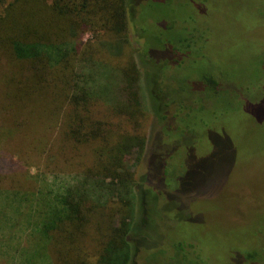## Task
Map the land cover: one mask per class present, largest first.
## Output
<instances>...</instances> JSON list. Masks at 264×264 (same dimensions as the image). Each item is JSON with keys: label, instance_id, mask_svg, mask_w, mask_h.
Returning a JSON list of instances; mask_svg holds the SVG:
<instances>
[{"label": "rangeland", "instance_id": "obj_1", "mask_svg": "<svg viewBox=\"0 0 264 264\" xmlns=\"http://www.w3.org/2000/svg\"><path fill=\"white\" fill-rule=\"evenodd\" d=\"M140 1L127 0L128 26L122 36L97 34L95 26L87 25L77 30L65 52L73 53L77 43L92 51L102 63L96 62L100 65L91 73L102 80L100 88L108 89L111 105L120 108L129 102L121 92L126 68H137L145 98L142 115L131 105L127 117L113 115L107 103L97 100L89 105V117L112 122L110 129L93 125L95 139L75 143L81 133L64 135L73 118L68 102L54 107L42 91L18 108L2 100L8 91L3 90L6 76L1 79L0 161L6 173H0V264L96 263L99 244L109 235L101 233L104 223L88 215L71 228L76 230L70 237L57 230L44 235L37 228L53 221L48 220L52 212L49 198L37 193L48 192L44 185L51 174L62 178L101 171L133 146L122 133L151 137L146 163L153 177L160 162L173 158L168 177L154 182L157 189L168 188L163 198L152 208L153 196L146 193L152 199L150 211L145 207L148 216L140 212L132 224L128 240L131 254L136 251L135 264H264V232L255 237L264 224V0H142L133 18ZM168 22L172 32L170 26L166 31L160 27ZM183 27L204 44L195 43L196 51L184 59L173 54V61L164 40L182 35ZM74 63L68 60L67 76ZM204 75L215 78L216 86L204 84ZM158 81L163 82L161 93ZM60 87L65 95V84ZM165 100L189 112L166 116ZM174 107L168 104L166 111L174 114ZM43 127L42 138L36 132ZM155 134L168 141H156ZM143 158L134 149L123 156L134 181L142 173ZM11 168L15 172L9 173ZM106 206L122 210L117 199ZM251 248L261 249L258 262L242 257V250Z\"/></svg>", "mask_w": 264, "mask_h": 264}, {"label": "trees", "instance_id": "obj_2", "mask_svg": "<svg viewBox=\"0 0 264 264\" xmlns=\"http://www.w3.org/2000/svg\"><path fill=\"white\" fill-rule=\"evenodd\" d=\"M135 1L137 2V0ZM141 1L135 7V13L131 12L134 15L133 18L138 15L137 10L140 11ZM26 7L27 9H25ZM127 8V0H0V86L1 79L6 76L3 90L7 89L8 91V94L5 93L6 98L2 97V100L4 102L10 100L12 105L19 108L21 105H25L26 98L30 95H37L44 91L46 99L54 107L61 100L68 102L73 118L69 119L71 122L67 125L64 135L67 137L73 135L72 137H74L81 133L82 138L75 140V143L89 142L91 139L93 141L99 126L110 129L112 122L101 123L100 120H91L89 117V105L97 100L107 103V108H110L113 115L127 117L129 105L134 109V113L142 115V109H146L143 107L145 98L137 68L132 67L133 65L126 68L127 77L124 78L125 84L122 85L121 92H125L129 96V102L125 108H120L114 104L111 105L107 99L109 97L106 93L108 89L100 88L102 80H98L91 73L93 66H99L98 63L101 62L95 58L92 51L89 48L87 50L83 46L84 44L77 43L73 47V53L72 51L65 52L67 45L77 38V30L85 29L87 25L95 26L97 34L102 33L111 38L122 36L128 26L129 11ZM142 26L140 34H144L146 31L145 26ZM169 26L167 31L172 32L173 25L169 22L160 25L165 31ZM192 28L196 33L199 31L193 25ZM182 33V35L176 36V39L166 38L164 40L173 61V54L184 59L189 56L190 52L196 51L195 43L198 46L204 44L201 39L195 41V35L189 28L183 27ZM189 34L194 38L193 42L190 40ZM71 58L75 63L71 66L67 76L66 68L68 60ZM176 68H181L180 63L176 65ZM202 77L205 78L202 79L205 81L204 84L216 86L215 78L205 75ZM62 84L66 86L65 95L60 87ZM158 84H161L159 89L161 93L164 91L163 82L158 81ZM121 95L123 97V93ZM168 104L175 106L174 114L166 111ZM163 108L166 116L170 115L176 118L189 112L185 107L170 100L164 101ZM76 121L80 122V126L76 125ZM127 121L137 122V120ZM93 125H96L97 128ZM172 129L175 130L174 127ZM44 130V127L38 130L37 136L43 138ZM122 134V137L125 136V138L134 141L133 146L110 163L105 164L101 171L83 175H63L62 178L58 174H51L53 176H48L44 185L48 192L37 193L38 196H44L45 199L49 198L48 210L52 212L48 216V220L52 217L53 221L50 222L52 224H43L37 228L44 235L57 230L64 237H70L76 230L71 228H76L78 223L86 221L88 215L97 216L101 223H104L105 229H101V233L107 231L109 235L104 237L106 241L99 244L98 259L93 264H135L136 251L133 252L134 255L131 254L128 240L133 230L134 219L140 212L146 219L148 216L145 212L147 211L146 205L150 211V200L153 199L154 206H151L155 208L163 198L164 191L168 189L166 186L157 189L154 187V182L158 183L160 179L168 177L172 156L171 160L168 158L166 162H160L157 176L153 177L148 174L146 163V151L151 146L149 145L151 137L149 135L146 138L145 136L141 137L142 135ZM162 136L155 134V140L168 139ZM141 141L143 142L140 143ZM40 149L33 150V153H38ZM130 149L136 150L141 158L144 157L143 169L138 181H134L132 172L126 170L124 165L123 156ZM20 164L22 165V163ZM12 171L14 168L8 169L9 173ZM0 173H6L3 161L2 163L0 161ZM23 173L21 171L18 175ZM146 193H150L153 198L147 199ZM110 199H117L122 210L111 209L112 206L107 208L106 204ZM263 232L264 224L257 230L255 237L260 238ZM260 251L261 249L251 248L242 250L241 255L247 262H258L256 257L257 255L261 256ZM2 257L3 253L0 254V258ZM262 257L264 261V251Z\"/></svg>", "mask_w": 264, "mask_h": 264}]
</instances>
